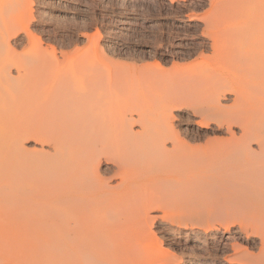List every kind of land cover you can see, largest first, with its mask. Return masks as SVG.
Masks as SVG:
<instances>
[{"label":"rangeland","instance_id":"374dc122","mask_svg":"<svg viewBox=\"0 0 264 264\" xmlns=\"http://www.w3.org/2000/svg\"><path fill=\"white\" fill-rule=\"evenodd\" d=\"M217 3L0 0V223L7 221L0 225V264H44L42 230L31 237L29 223L42 222L47 206L95 187L84 174L71 177L58 146L68 141L85 145L80 164L111 186L120 180L117 168L145 146L166 152L155 170L137 172L117 189L127 192L102 243L115 235L142 264H264V198L257 191L264 131L249 140L242 133L262 119L236 97L229 75L202 64L211 62L221 31L212 24ZM145 84L151 101L143 109L137 89ZM104 86L112 94L100 104L118 110L125 127L112 119L83 122L90 95ZM257 86L247 92L264 91ZM256 94L247 95L253 104ZM95 205L108 219L106 199Z\"/></svg>","mask_w":264,"mask_h":264},{"label":"bare ground","instance_id":"6f19581e","mask_svg":"<svg viewBox=\"0 0 264 264\" xmlns=\"http://www.w3.org/2000/svg\"><path fill=\"white\" fill-rule=\"evenodd\" d=\"M217 1L218 3L213 9L214 12H213L212 24L216 25L219 23V25H221V31L219 34L217 33L212 43V48H211L213 50L212 52L213 55L211 54L212 57L211 58L208 57V59H211L210 61L212 63L205 61L206 63L203 62L202 64H206L205 65L206 67L212 65L213 67H211V69L214 68L213 70H215L216 74H220L221 76H224V74L229 75L231 79L229 80V86L230 88L234 89L232 91H235L236 97L238 96L242 99V101L241 100L240 101L242 102V104H244L243 106L245 108L246 106H252L257 108L260 117L262 119L261 122L254 125L252 124L251 127L248 128L247 130L246 129L242 130L243 135H246V137H248V139L246 138L247 140H249V137H253V138L255 137L256 139L260 137L258 135L259 132L264 131V91H261V93L260 91H255V87H258L257 85L263 87L264 90V0H217ZM212 24L211 26H213ZM211 29L214 30L212 27ZM3 71L0 73L2 74ZM252 86H255L253 92L251 91L252 93H248L247 91H250V87ZM104 87L98 90L96 93L90 95L91 98L93 99V103L89 105V111L82 113V114L86 113V115L84 114V116L82 117L83 122L87 117L91 121L100 120L103 122L112 119L113 121H119L123 125V127H125L127 122L124 119L120 118L121 115L118 114V110L112 112L109 111V109L106 108L105 105L100 104V102L106 103L107 99L112 94L108 90V88L110 89V87L108 88L107 87L104 88ZM147 87H149L147 84L139 85L137 89L140 95L143 96V97L141 96L142 98L141 108L143 109H145V106H147V104L151 101V98L145 92ZM256 93L261 94V95L259 94L260 100L253 104L250 102L249 97L247 95L250 94L255 95ZM256 95L258 96V94ZM50 96L52 95L49 94L48 98H51ZM254 97L255 96H253V98ZM4 98H6V96ZM55 99L58 100L57 98ZM86 100L88 101V99ZM237 101H239V98L237 99ZM44 102L46 103V101ZM53 107L55 110L62 112L64 103L63 102L54 103ZM118 107L119 106L115 108L118 109ZM6 126L8 125L6 124ZM2 128L3 127H0V132H2ZM145 128L146 127H143V129ZM27 133L28 131L24 130L22 131L21 135ZM37 134L39 135V133H36V135ZM44 137L45 135L43 134L42 139ZM260 141H262V139H260ZM58 146L62 150V153L67 160L65 164L70 165L71 170L73 171L71 177L81 173V175L82 174L85 175V176L83 175L85 177V181L86 179L92 181L95 180L96 183L95 185L93 184L95 187L91 188L90 192L82 193V195L71 197L69 199H64L61 203H57L56 205H52V206H47L48 209H45L43 207L46 211L44 210V212H42V222L37 221L34 223H29L30 225L28 226L29 227L28 233L31 237H38L40 235V231L42 230V258L44 264H142L144 262L143 260H139V258L136 259L131 256L132 254H130L129 252L130 251L129 247L128 250L126 245L124 246L126 249L120 246L119 243L120 238L116 237L115 235L114 236L111 235L108 237L109 240L107 242L102 243L100 241V236L106 233L107 231H109L113 227V221H116V220H112L114 205H117L119 202L124 201L123 198L122 201L119 200L121 197H123L121 195L124 194V192H127L126 191L127 188L121 190H117V189L121 188V185L125 184L128 180H130L131 176H133L137 172H141L142 170L147 171L150 168L155 170V166L158 165L157 164L158 161H160V159L165 155L164 153L166 152H164V150H161L158 145L145 146L140 151V153L134 159H132V162L129 165L117 168L116 172L120 180L118 183H116L115 186H111L109 185V183L103 182L100 176L96 172L91 171L87 167V165L80 164L84 156L82 146L85 145L82 144L79 145V143H70L68 141V142H61L60 144H58ZM59 147L57 149H59ZM87 147H89V145H87ZM237 148L241 149L244 147H242L241 144H238ZM261 148H263V146ZM86 151L89 152L90 150L85 149V154ZM232 151L234 150H231V152ZM85 156H89V154ZM260 162L258 164H261ZM247 165H251V164H247ZM261 165L262 166L258 171L262 179V185L257 189V191L264 198V161ZM235 169L236 168L232 169L233 173L231 172V170H229V172L234 174L236 173ZM153 170H151L150 172L152 173ZM176 171L178 172V170ZM245 171L249 172L248 170H244V172ZM224 172L226 173L227 170L223 171L222 173L223 176H226ZM173 173L174 172H172L171 174ZM77 180L84 181L83 177L82 179H77ZM256 180L257 179H255V181ZM83 181H80V183ZM72 183L74 182L72 181ZM82 185L83 184H81L79 187L82 188ZM87 185H89L88 182ZM72 186L73 187H70L71 190H74V187L75 188L77 187L76 185H72ZM132 189H129V191H131ZM85 190L88 191V189ZM29 194L32 195V193ZM100 196L104 197L107 201V206H108L107 210L110 212L108 219H106L104 212L102 210H99L95 205V202ZM24 197L26 198V196ZM3 223H0V225H3L4 228L7 221L3 220ZM18 230L20 232L21 227H18ZM174 232L175 231H173V233ZM123 249H125L124 252H118ZM93 252L95 253L93 254ZM158 254L159 253H156L153 257L159 260L161 259V256H159ZM85 257H91L94 262H85L84 261ZM156 259L153 258L152 260H156ZM163 259L165 258H162L160 261H162ZM28 261L29 259L27 258V262ZM35 264H40V262H37ZM162 264H165V262H163Z\"/></svg>","mask_w":264,"mask_h":264}]
</instances>
